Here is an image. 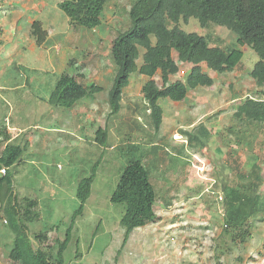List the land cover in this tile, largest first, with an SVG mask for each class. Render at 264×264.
<instances>
[{
  "label": "rangeland",
  "instance_id": "rangeland-1",
  "mask_svg": "<svg viewBox=\"0 0 264 264\" xmlns=\"http://www.w3.org/2000/svg\"><path fill=\"white\" fill-rule=\"evenodd\" d=\"M58 1H47L45 14L51 18L61 16L65 19L64 25L57 20L53 29L59 28L55 32L61 31L63 37L74 39L77 54L67 57V61L75 59L71 67H79L80 70V63L88 55L85 49L91 52L98 46V35L103 39L98 51L99 70L96 71V66H88L85 71L86 78L82 82L90 86L95 80L105 90L97 94L100 107L92 118L85 117V114L80 115V111H76L78 106L72 109L44 104L38 106L35 97L47 99L56 83V76L32 74L24 69L29 85L23 88L21 86L25 87L26 82L24 74L14 69L5 73L1 65L4 61H0V129L5 123L10 125V122L25 129L35 125L47 128L45 132L26 130L13 143L24 146L27 140L31 141L23 152L21 163L14 166L12 172L13 191L19 205L24 206L25 198L36 201L34 211L38 212L39 218L28 225V236L34 248H42V245H52L65 239L71 216L79 206L76 198L77 186L97 166L90 197L82 216L75 222L70 242L63 254L64 264H264V221H252V239L242 247L234 246L222 232L224 210L220 201L221 185L231 178L232 171L224 162L227 147L221 142L219 133L224 132L230 124V116L238 103L236 99L239 98V93L247 88L253 89L249 73L259 59L254 50L237 46L235 35L225 28L203 29L196 19H190L188 23H178V28L186 33H197L200 36L208 34L211 42L214 38L216 40L212 45L239 47L243 55L237 66L239 68L230 73L219 75L203 67L204 72L214 80L211 87L189 90L181 102L170 99L158 101L163 111V121L156 134L152 129L149 131L154 134L151 137L153 143L159 147L155 149L157 154L147 158L154 160L153 166L156 169L150 168L153 169V178L158 181L159 186L170 187L175 182L180 185L177 184L178 190L174 193L169 207H165L161 201L155 204L154 212L158 219L134 230L125 240V229L120 223L124 207L110 203V197L125 167V159L113 148V144L116 145L118 141L115 133L110 132L108 137V143L112 147L105 148L97 143L95 132L104 127L110 115L106 92V86L111 82V64L106 59L107 46L111 40L109 32L111 29L116 31L127 26L126 18L122 17L127 16L128 20V11L133 0H112L110 8L106 7L104 10L103 24L97 28L98 34L94 35V39L86 40L84 33L78 37L71 30L66 16L57 7ZM6 2L15 4L16 0ZM13 9L17 7L14 6ZM120 11L121 15L116 16ZM4 14L3 11L0 13L2 16ZM173 26L169 24L168 27L171 29ZM44 27L47 29V26ZM5 31L10 32L7 28ZM151 41L155 42L154 37H151ZM3 45L0 49L8 46L7 42ZM8 50L7 48L6 52ZM140 51L144 52L142 49ZM40 52L41 49L37 51L38 55L30 58L32 67L37 66ZM19 55H23V51H19ZM1 56L4 54L1 53ZM141 62L139 59L138 64ZM179 66L182 70L189 68L182 64ZM63 71L66 72L65 69ZM95 72L102 75L97 76ZM72 74L75 72L71 71ZM143 84L144 77L134 73L130 76L129 86L125 90L132 102L142 108L135 117L140 123L146 117L144 102L139 98ZM14 87H18L16 91H8ZM122 114L121 110L118 116ZM79 116L82 118L79 119ZM200 123L211 132L210 141L204 148L187 144V138L181 133L182 130L192 133ZM141 138L144 142L145 139L142 136ZM178 144L184 146L181 156L175 153ZM231 144L240 153L243 168L247 170L251 156L248 146H236L235 142ZM146 150L151 151V146L142 145V153ZM145 164L148 165V162ZM184 176V182L181 183ZM261 195L264 196V183ZM6 226L4 219L0 218V264H13L8 259L13 245V234ZM50 229L47 243L34 240L35 234ZM56 251L55 246L53 252Z\"/></svg>",
  "mask_w": 264,
  "mask_h": 264
},
{
  "label": "trees",
  "instance_id": "trees-1",
  "mask_svg": "<svg viewBox=\"0 0 264 264\" xmlns=\"http://www.w3.org/2000/svg\"><path fill=\"white\" fill-rule=\"evenodd\" d=\"M111 3L112 0H64L58 7L69 19L71 29L78 34L83 29L90 31L100 27L103 24L104 10L106 7L110 8ZM117 10L119 9H115ZM119 14L121 15V11L115 15ZM122 18H126L127 26L122 25L124 29L121 27L116 31L111 29V40L107 46L106 59L110 62L111 69L113 68L111 82L107 87L110 115L104 127L95 132V136L100 146L110 148L112 145L108 143L109 133H115L118 141L116 145L113 144V148L125 159V167L110 197V203L124 207L120 223L125 229V240L134 230L155 222L158 219L154 212L155 204L161 201L165 207H169L180 185L175 182L170 187L159 186L152 175L151 168L156 169L153 166L154 160L147 158L157 154L155 149L159 147L151 139L159 131L163 121V111L158 101L170 99L181 102L189 90L211 87L214 80L204 72L203 67L219 75L233 72L239 68L237 66L243 55L239 47H249L257 54L259 59L249 73L253 89L247 88L239 93L240 96L236 99L238 103L230 116V124L224 132L219 133L221 142L227 147L224 162L232 171L231 178L221 185L220 201L224 210L222 232L232 245L242 247L253 237L252 221H264V196L261 195L264 183V0H133L128 20L127 16ZM190 19H196L203 29H227L235 35L236 45L239 47L212 45L216 40L214 38L211 42L210 35L186 33L178 28L180 21L188 23ZM169 24L174 26L170 29ZM30 34L38 47L47 39V31L38 21L32 22ZM151 37H154V43ZM102 41L100 37L99 45ZM100 49L99 46L98 51ZM140 49L144 52L141 53ZM98 51L93 55L90 54L92 52L87 53L90 57H85L80 63L81 69L86 70L96 61L100 63ZM139 59L142 60L141 64H138ZM179 64L190 65V69L184 79L174 80L173 77L181 70ZM15 65H11L10 69L16 71ZM134 73L147 78L139 94L146 114L142 123L135 119L142 108L133 103L125 93L129 78ZM85 78V74L81 72L75 75L62 74L50 96L47 99L39 98V102H46L51 107L72 109L77 103L88 102L96 93L104 91V88L95 83L85 85L82 82ZM121 110L123 114L118 116ZM150 129L154 134L150 133ZM187 131H181L187 138V144L204 148L210 141L211 132L203 123L192 133ZM141 136L145 139L144 142ZM10 139L9 131L1 127L0 170L4 169L6 174H0V218L4 219L6 227L13 234L8 259L13 264H64L63 254L70 242L75 222L82 216L90 197L97 166L77 186L79 206L71 216L65 239L36 249L28 236V225L39 218L38 212L34 211L36 201L25 198L24 206H20L13 191L12 170L21 163V157L29 143L26 142L24 146L14 145L18 139ZM232 142L236 146H248L251 156L247 170L243 168L240 153L234 149ZM142 145L151 146V151L142 153ZM183 149V144L177 145L175 153L181 156ZM146 161L148 165L145 164ZM50 231L51 229L35 234L34 240L47 243ZM55 246L56 253L53 252Z\"/></svg>",
  "mask_w": 264,
  "mask_h": 264
},
{
  "label": "crops",
  "instance_id": "crops-1",
  "mask_svg": "<svg viewBox=\"0 0 264 264\" xmlns=\"http://www.w3.org/2000/svg\"><path fill=\"white\" fill-rule=\"evenodd\" d=\"M47 1L49 0H16L15 4H11L10 2H6V0H0V6L4 7V4L6 3L5 8L9 9L8 12L5 13V16L0 15V46L3 47L4 42H7L8 45L6 48L0 49V61H4H2L3 63L1 65L2 68H4L3 71H5V73L10 69L11 65L13 66V64H16L20 66V72L23 69H26L29 70L32 74L53 76H57L58 74L61 75L63 72H65L63 71L64 69H68L67 65L70 59H68L67 61V57L69 55L73 56L77 54L74 47V39H67L63 37L60 33L61 31L55 32L59 28H57L56 30L53 29V26L57 25V20L62 22L63 24V20L65 19L61 16L51 18L49 17V15H46L45 8L47 6ZM60 1L62 0H59L58 3ZM14 6H16L17 9H13ZM0 9L2 8L0 7ZM34 20L40 21L43 28L48 32L47 41L42 47L39 48L36 47L35 41L31 38L30 35V26ZM66 20L68 19L66 18ZM44 26H47V29ZM5 28L9 29L10 32L7 33L5 31ZM83 33L85 36L83 35ZM94 33L96 34L97 32ZM94 33H90L87 30H81L77 35L78 37L79 35H83L86 40L88 38L94 39ZM100 37L101 36L99 35L97 36L96 41L98 43V46L95 47L93 51H91L92 55L98 51V48L100 46ZM80 46L82 48H85L82 45ZM7 48L9 50L6 52ZM29 48L31 50H28ZM39 49H41L42 52H40L39 54L37 66L32 67V65H30V58H32V56L38 55L37 51ZM19 51H23V55L20 56ZM85 51L88 53L87 49H85ZM1 53H3L4 56H1ZM99 64L100 63L96 61V63L92 64L91 66L93 68H95L96 66V71H98ZM95 73L97 74V76L102 75L97 72ZM10 91L14 92L16 91V89H10ZM35 98L37 99L36 102L38 106H41L42 104L47 105L46 102H39V97ZM75 106H78L76 111L78 113L80 111V115L85 114V117L89 116L90 118H92V116L95 115V113L98 111L100 103L97 99V95H95L90 101H82L80 103H77ZM81 118L82 117L79 116V119ZM31 129L35 130L36 132H45V130H47V128H44L43 125L28 126V129H25L24 127H19L18 125H16V123H11V127L9 129L10 137L12 141H15L19 139L20 135L23 134L26 130L28 131ZM30 142V140H27V143Z\"/></svg>",
  "mask_w": 264,
  "mask_h": 264
},
{
  "label": "clouds",
  "instance_id": "clouds-1",
  "mask_svg": "<svg viewBox=\"0 0 264 264\" xmlns=\"http://www.w3.org/2000/svg\"><path fill=\"white\" fill-rule=\"evenodd\" d=\"M62 1H64V0H62ZM62 1H60L59 3H61ZM59 3H57V7H58V4ZM6 4V3H5ZM5 4H4V7H2V6H0L2 9H0V12H2L3 11V13H6V12H8V10L9 9H7V8H5ZM59 8V7H58ZM7 10V11H6ZM2 16V15H1ZM4 16H5V14H4ZM67 18V17H66ZM68 19V18H67ZM34 21H37V20H34ZM33 21V22H34ZM38 22H40V21H38ZM68 22H69V19H68ZM41 23V22H40ZM70 23V22H69ZM105 23V22H104ZM32 24V23H31ZM42 24V23H41ZM70 25V24H69ZM43 27V26H42ZM30 29H31V26H30ZM83 30H86V29H83ZM87 31H89V30H87ZM90 33H93V32H97L98 33V30L97 29H93V30H90L89 31ZM31 35V34H30ZM32 38V37H31ZM33 39V38H32ZM47 39H48V32H47ZM47 39H46V41H47ZM34 40V39H33ZM45 41V42H46ZM36 44V43H35ZM44 45V44H43ZM43 45H41V46H39V47H42ZM36 47L37 48H39L37 45H36ZM86 56H88V55H86ZM75 59L74 58H71L70 60H69V62H68V69L66 70V72H63L62 74H64V73H68V74H70L71 75V71H74L75 72V74L76 73H79V71L81 72V73H83V74H85V69H80L79 70V67H71V66H73L74 64H72V61H74ZM15 63H17V62H15ZM185 66H187V67H189V68H187L186 70H180V72L175 76V77H173V79L174 78H177V79H184V77L188 74V72H189V69H190V65H186V64H184ZM16 66V71H19L20 70V66H18V65H15ZM183 67V66H182ZM181 68V67H180ZM24 70V69H23ZM23 70L21 71V73L22 74H24V77H26V81H28V84H27V82H25V87L24 86H21V87H23V88H26L28 85H29V78L26 76V73L25 72H23ZM112 70V69H111ZM111 70H110V74H111ZM27 71H29V70H27ZM20 72V71H19ZM30 72V71H29ZM61 74V75H62ZM75 74H72V75H75ZM61 75H57L56 76V81H57V79L61 76ZM107 75V74H106ZM28 78V79H27ZM111 79V78H110ZM147 78H144V82H145V80H146ZM94 80V79H93ZM93 83H95L96 84V82H95V80H94V82ZM214 83V82H213ZM98 85V84H97ZM98 86H100V85H98ZM109 86V85H108ZM102 87V86H101ZM17 88L18 87H14V88H12V89H16L17 90ZM102 88H104V90H105V87H102ZM8 91H10V90H8ZM11 92V91H10ZM106 92H107V86H106ZM101 93V92H100ZM97 94H99V93H96L95 95H97ZM94 95V96H95ZM5 120H6V117H5ZM6 122V121H5ZM11 123L12 122H10L9 124L10 125H7L6 123H5V125L3 124V127H4V129H6L7 131H9V129H10V127H11ZM2 127V126H1ZM193 127V126H192ZM22 135V134H21ZM20 138V137H19ZM10 140H12V139H10ZM178 145H180V144H178ZM2 170H4V169H2ZM2 170H0V174L1 175H5V174H3V173H1V171Z\"/></svg>",
  "mask_w": 264,
  "mask_h": 264
},
{
  "label": "built area",
  "instance_id": "built-area-1",
  "mask_svg": "<svg viewBox=\"0 0 264 264\" xmlns=\"http://www.w3.org/2000/svg\"><path fill=\"white\" fill-rule=\"evenodd\" d=\"M1 173L5 174V170H2Z\"/></svg>",
  "mask_w": 264,
  "mask_h": 264
}]
</instances>
